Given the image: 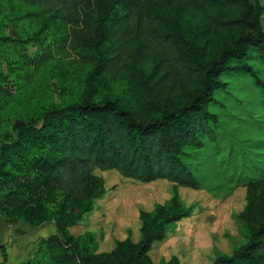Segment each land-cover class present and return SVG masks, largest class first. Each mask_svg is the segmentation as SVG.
<instances>
[{"label": "rangeland", "instance_id": "rangeland-1", "mask_svg": "<svg viewBox=\"0 0 264 264\" xmlns=\"http://www.w3.org/2000/svg\"><path fill=\"white\" fill-rule=\"evenodd\" d=\"M154 16L126 13L109 0L99 15L100 32L83 47L72 45L69 25L47 7L23 0H0V147L13 122H41L43 113L85 96L113 98L139 108L147 101L185 99L191 86L177 82L166 53L172 39L206 61L231 44L235 35L252 31L248 24L216 26L209 14L182 4L158 0ZM248 20L264 30V0H247ZM218 17V15H214ZM264 82V58L244 59ZM208 107L216 112L215 140L187 149L185 161L199 179L197 188L157 178L124 176L114 168L92 167L97 178L86 210L84 203L63 201L61 191L45 198L50 210L62 206L64 227L50 217L27 229H11L23 220L0 214V264H67L46 237L58 234L78 252L114 255L139 242L144 218L174 214L164 236L154 239L147 255L153 264H209L243 244L264 221V90L247 72H225ZM25 176H23L24 178ZM19 187V180L11 185ZM255 188L250 191L248 186ZM0 186V189H5ZM22 196H25L23 193ZM40 229L36 240L35 230Z\"/></svg>", "mask_w": 264, "mask_h": 264}, {"label": "trees", "instance_id": "trees-1", "mask_svg": "<svg viewBox=\"0 0 264 264\" xmlns=\"http://www.w3.org/2000/svg\"><path fill=\"white\" fill-rule=\"evenodd\" d=\"M47 7L69 25L71 44L83 47L100 32V19L109 0H23ZM126 13L154 16L158 0H118ZM182 4L209 14L220 26L248 24L252 31L235 35L231 44L204 61L190 50H180L175 42H167L166 53L175 73L172 85L188 84L191 91L183 100L172 103L147 101L135 109L116 99L92 100L85 96L68 105L47 109L41 122L15 119L14 135L8 134L0 147V214L15 216L37 225L54 217L58 228L64 227L62 206L50 210L45 198L61 191L63 201L90 206L97 178L93 166L114 168L122 175L149 181L165 178L181 185L197 188L199 179L184 160L187 149H199L204 138L215 140L217 114L208 104L215 101L214 91L224 84L225 72H247L264 90V82L256 69L244 59L264 58V30L257 20H248L247 0H181ZM218 15V17L214 16ZM23 176H25L23 178ZM19 187L12 186L14 179ZM248 186L250 191L255 188ZM25 196H22V194ZM177 212H174L176 214ZM173 213H158L144 218L138 243L123 250L121 244L114 255H91L78 252L62 242L58 234L46 237L57 247L56 254H66L67 264H153L147 251L154 239L161 238ZM209 264H264V221L253 227L248 239L227 255L217 256Z\"/></svg>", "mask_w": 264, "mask_h": 264}, {"label": "crops", "instance_id": "crops-1", "mask_svg": "<svg viewBox=\"0 0 264 264\" xmlns=\"http://www.w3.org/2000/svg\"><path fill=\"white\" fill-rule=\"evenodd\" d=\"M27 225L28 224L26 222H19V224L14 222V223H12L11 229L14 230V232L21 231L23 229H27V227H28Z\"/></svg>", "mask_w": 264, "mask_h": 264}, {"label": "water", "instance_id": "water-1", "mask_svg": "<svg viewBox=\"0 0 264 264\" xmlns=\"http://www.w3.org/2000/svg\"><path fill=\"white\" fill-rule=\"evenodd\" d=\"M40 234V229L35 230V237L33 238V240H36L38 238V235Z\"/></svg>", "mask_w": 264, "mask_h": 264}]
</instances>
